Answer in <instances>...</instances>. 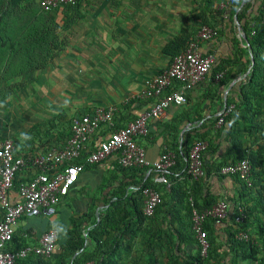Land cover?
<instances>
[{
    "label": "crops",
    "instance_id": "crops-1",
    "mask_svg": "<svg viewBox=\"0 0 264 264\" xmlns=\"http://www.w3.org/2000/svg\"><path fill=\"white\" fill-rule=\"evenodd\" d=\"M207 1L80 0L79 4L56 8L55 15L46 21L47 25L56 27L58 36L51 61L10 83L0 84V139H15L25 144L22 136L34 126L61 117L57 136L60 128L69 131L67 126L71 127L74 118L98 108H116V128L126 127L152 106V99H137L145 90L146 82L167 70L206 22L219 30L217 38L199 43L204 55L215 57L213 69L203 83L185 90L184 104L170 107L162 120H152L148 136L139 138L138 143L146 150L147 159L156 161L175 140H196V135L208 134L217 150L207 151L204 162L214 169L226 159L231 147L225 133L222 137L216 136L220 126L215 122L226 110L227 102L240 94L241 83L249 74V70L241 71L244 65L249 59L253 64L242 26L246 21L260 18L263 0H213L211 7L206 8ZM239 13L243 15L241 21H238ZM237 49L244 50L243 57ZM222 64L229 70L228 78L231 74L235 77L224 85L215 80L220 74L216 68ZM177 88L181 89V85ZM262 119L264 122V116ZM109 133L107 127L97 132L83 156L96 150ZM258 136L255 134L248 140ZM43 139L41 133L34 138L33 145L19 146L15 154L22 158L42 155L49 147ZM119 166V154L100 164L86 166L70 192L59 197L54 215L23 217L19 221L15 235L20 243L26 241L30 246H37L41 237L53 229L62 244L72 228V218H84L85 237L89 227L105 219L118 202L126 226L123 224L113 233L106 246L108 253L114 251L115 264H193L200 256L197 234L188 228L181 239L176 233L177 219L188 213L185 203L170 193L169 207L161 208L139 229L133 211L137 190L132 186L120 190L121 184L140 181L144 176V181L149 179L162 189L166 186L159 181L160 174L152 169L123 173ZM183 173L184 170L176 173L175 184L184 182L193 187V180L185 179ZM37 174L38 170L28 164L19 178L31 180ZM201 183L200 201L212 196L229 205L227 218L215 223V236L221 248L219 252L224 254L219 264H232L233 252L228 240L234 231L235 201L240 198L242 185L235 178L214 172ZM116 192L121 194L119 199L114 196ZM8 197L11 203L21 200L16 186ZM177 201L180 203L176 204ZM138 204L143 207L144 203ZM173 206H176L174 212L170 211ZM239 235L237 239L241 240ZM86 248L93 251L95 243L87 240Z\"/></svg>",
    "mask_w": 264,
    "mask_h": 264
},
{
    "label": "trees",
    "instance_id": "trees-1",
    "mask_svg": "<svg viewBox=\"0 0 264 264\" xmlns=\"http://www.w3.org/2000/svg\"><path fill=\"white\" fill-rule=\"evenodd\" d=\"M39 1L40 0H0V84L10 83L14 79H18L25 74L45 67L54 56L53 47H55L54 44L58 38L56 35V27L47 25L46 21L50 20L52 16L55 15L56 9L52 12L45 13L41 9ZM79 1L80 0H78L76 4H79ZM212 3L213 0H208L206 2V8L211 7ZM242 18L243 15L239 13L238 21H241ZM259 20L260 18L253 22L252 20L249 22L246 21L244 26H242V32L247 36L248 50L254 59V63L252 64L249 59L248 63L244 65V68L241 70L245 73L249 70V74L241 83V91L238 97L235 100L227 102L226 109L228 110L232 106L233 108L224 119L219 130L216 131L217 137H222L225 133L227 138L226 141L231 144L230 149L227 151L226 159L214 169L211 165L204 162L206 175L204 178L195 181L187 173V159L194 144L201 140L207 141L208 148L206 152L216 151L217 146L208 138V134L196 135V140L193 137V140L188 138L185 139L184 142L177 139L164 152H172L176 155V165L170 170V173L167 174L170 187L162 183L166 186L162 189L161 186L152 183L149 179L144 181V176H141L140 181L122 183L120 189L123 190L132 186L137 190L133 197L135 199L133 211L139 229L148 218L150 219L153 217L161 208L164 206L169 207V201H167L168 196L170 193H174L177 198H180L182 202L185 203L184 209L188 212L183 218L179 216L180 218L177 219L179 227L176 233L182 239L183 231H187L188 228L194 233L192 222L194 209L204 211L218 204V200L212 196H207L203 198L202 201L199 200V197L201 198L202 195L200 194L199 196L202 180L211 175L212 172L222 175L220 171L224 166L248 159L252 164V186L249 187L248 184L238 176H230L235 178L242 185L240 198L235 201L236 206L233 217L234 228L232 227L234 231L230 233L228 240V243H230V250L233 252L232 264H264V122L262 119V116H264V25L260 24L258 22ZM256 22V34L252 35L254 30L252 25ZM203 26L210 25L204 22L200 29ZM11 31H14L15 35L12 36ZM237 51H239V49H237ZM239 52V55L243 57L244 50L241 49ZM233 63L236 64L237 62L235 61ZM216 72L224 73L223 78L218 81L220 85L228 84L231 79L235 78L234 74L229 75L230 78H228L229 70L227 66L223 64L216 68ZM176 85L177 86L173 88L174 90L180 87V84ZM171 91L172 90L169 89L167 93ZM4 94L5 92L2 93V96ZM152 100L153 103L156 101V99ZM93 113L94 112L90 114L93 115ZM60 120L61 117L53 118L47 122L34 126L27 135L22 136L25 144L14 139V152H19L17 150L19 146L30 147L33 145L34 138L38 137L41 133L44 136V142L49 144L48 149L45 150V153L42 155L54 149L62 150L70 139L72 131L70 126H67L69 127V131L67 132L63 128H60V132L56 136V130L59 127ZM219 120L220 118L216 120L215 125L219 123ZM255 134L259 135L258 138L248 140V138H252ZM28 138H32V140ZM6 139L2 138L0 140L3 141ZM251 145L257 148L251 149ZM23 157L27 162L36 158L33 155H26ZM85 158L86 156L82 155L79 159L75 160L74 163H85ZM86 166L88 168L91 165L86 163L85 168ZM119 169H121L123 173H137L142 171L141 168H124L121 165ZM183 170V175L186 176L185 179L193 180V187L186 186L184 182L175 184V182H178V178H175L176 173ZM21 171L16 175L14 182V188L16 186L18 191L22 184L32 180H20ZM146 188H153L160 193L162 198V203L157 207L154 215L151 217L145 216L144 204L143 207L138 204V202L145 203L143 192ZM114 196L119 199L121 194L116 192ZM179 203L178 201L176 202V204ZM174 207L176 206H173L170 211L174 212ZM240 209H242V211H240ZM119 210V203L113 204V208L108 212L105 219H101L98 224L94 222L92 226L89 227L85 237L83 229L84 218H72V228L68 230L66 239L62 244H60L59 241L57 243L56 251L60 248L58 253L55 252L51 258L29 254L26 258L18 259L15 264H115L114 251L108 253L106 246L111 235L121 229L125 222V218L121 215V210ZM239 215L244 218L243 223H237L235 221L236 216ZM187 218L190 219L189 222L186 221ZM85 219L87 220L88 216H86ZM215 223L213 219H209L204 224V229L207 232L210 242L208 258H202L199 250L200 256L194 260L195 263L193 262V264H219L224 258V254L219 252L221 248L215 236L217 230ZM124 225L126 226V224ZM126 228L130 230L131 226H127ZM241 232L249 235V238L246 240H238L237 236ZM187 236L189 237V235ZM23 240H25V238H22V241ZM87 240L95 243V249H93V251H89V249L86 248ZM20 242L17 236L14 235L13 240L7 245L6 249L9 251H17L29 246V244L25 243L26 241L23 243ZM197 243L199 244V241Z\"/></svg>",
    "mask_w": 264,
    "mask_h": 264
},
{
    "label": "built area",
    "instance_id": "built-area-1",
    "mask_svg": "<svg viewBox=\"0 0 264 264\" xmlns=\"http://www.w3.org/2000/svg\"><path fill=\"white\" fill-rule=\"evenodd\" d=\"M77 2L78 0H40L39 4L45 13H49L60 6L75 5ZM258 22L264 25V0ZM252 27L254 29L252 35H255L257 22L253 23ZM218 35L217 29L203 26L196 38L174 57L167 70L147 81L145 90L137 99L156 101L126 127L116 128V108H98L93 115L87 114L72 120V135L62 150H51L30 162L16 156L15 143L12 139L0 141V264H15L18 259L26 258L29 254L44 258H51L54 255L58 234L53 229L41 237L37 246L29 245L17 251H9L6 248L13 240L18 223L23 217L41 214L52 216L56 213L59 196L67 194L75 186L80 174L85 170L86 163L100 164L112 155L119 154V164L122 167L152 169L160 174L159 181L168 184L167 174L176 165V155L167 152L158 160L150 161L138 139L148 136L149 123L152 120H162L170 107L184 104L185 90L192 89L207 79L216 59L213 55H204L199 49V43L211 41ZM223 76L224 73H220L215 80L220 81ZM174 84H180L181 89L174 90ZM169 89L172 91L167 93ZM231 109L232 107L224 110L220 115L219 126L223 124ZM103 127L108 128L109 136L86 157L85 163H74L87 151L91 138ZM207 148V141L196 142L187 159V173L195 181L206 175L204 154ZM28 164L36 168L38 174L30 182L21 185L19 189L21 200L18 203H11L8 195L14 188L16 175ZM220 173L224 176H238L249 187L252 186V164L248 159L224 166ZM143 194L144 214L151 217L162 203L161 195L153 188H146ZM228 214L229 205L224 201L204 211L194 209L193 230L198 236L202 258H208L210 249L208 235L204 229L205 222L213 219L216 223H221ZM235 221L243 223L244 218L239 215ZM239 238L246 240L248 235L241 233Z\"/></svg>",
    "mask_w": 264,
    "mask_h": 264
},
{
    "label": "water",
    "instance_id": "water-1",
    "mask_svg": "<svg viewBox=\"0 0 264 264\" xmlns=\"http://www.w3.org/2000/svg\"><path fill=\"white\" fill-rule=\"evenodd\" d=\"M243 37L245 38V40H247V36L246 35H243ZM253 59V58H252ZM253 63H254V59H253Z\"/></svg>",
    "mask_w": 264,
    "mask_h": 264
},
{
    "label": "rangeland",
    "instance_id": "rangeland-1",
    "mask_svg": "<svg viewBox=\"0 0 264 264\" xmlns=\"http://www.w3.org/2000/svg\"><path fill=\"white\" fill-rule=\"evenodd\" d=\"M11 35H12V36L15 35V32H14V31H11Z\"/></svg>",
    "mask_w": 264,
    "mask_h": 264
}]
</instances>
